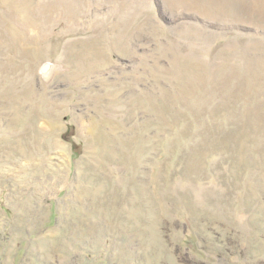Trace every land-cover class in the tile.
<instances>
[{
    "label": "rangeland",
    "instance_id": "1",
    "mask_svg": "<svg viewBox=\"0 0 264 264\" xmlns=\"http://www.w3.org/2000/svg\"><path fill=\"white\" fill-rule=\"evenodd\" d=\"M0 264H264V0H0Z\"/></svg>",
    "mask_w": 264,
    "mask_h": 264
}]
</instances>
